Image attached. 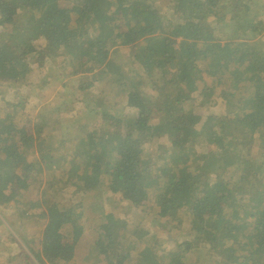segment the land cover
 <instances>
[{
    "label": "trees",
    "instance_id": "trees-1",
    "mask_svg": "<svg viewBox=\"0 0 264 264\" xmlns=\"http://www.w3.org/2000/svg\"><path fill=\"white\" fill-rule=\"evenodd\" d=\"M260 1L0 0V210L29 246L5 229L0 264H264V178L237 168L264 156ZM46 75L70 103L24 95Z\"/></svg>",
    "mask_w": 264,
    "mask_h": 264
},
{
    "label": "rangeland",
    "instance_id": "rangeland-1",
    "mask_svg": "<svg viewBox=\"0 0 264 264\" xmlns=\"http://www.w3.org/2000/svg\"><path fill=\"white\" fill-rule=\"evenodd\" d=\"M156 2L157 3H159L158 2V0H156ZM255 2H259V3H261V4H263L260 0H255ZM255 2H253V3H255ZM263 2H264V0H263ZM56 5H53V7L52 8H54V11H53V13L55 14L54 16V19H56L57 18V16L56 15H58L59 14V12L57 11V9H56ZM166 7V6H165ZM164 7V8H165ZM58 12V13H57ZM227 14V13H226ZM229 22V21H231V23H225V22ZM52 23V22H51ZM132 25H129V26H127L126 28H125V30L122 32V34H126L127 35V39L128 40H131V39H135L134 41H133V43H135L136 42V44L140 41V29H139V23H131ZM221 26L225 29V30H227V32L225 33V35H229L230 36V38H232V39H234V40H242V41H245L244 39H243V36H242V28H241V26H240V21L239 20H237V19H232V18H230V17H226L225 18V20H223V22H222V24H221ZM8 36L9 35H7V34H5V33H2V34H0V38H8ZM255 40H257V43H258V47L259 48H264V33H263V35H258V36H254L253 37ZM250 41V40H249ZM126 46V45H125ZM119 48V47H118ZM118 48L116 49V51L115 52H119L120 50H118ZM199 66H201L202 68H204V69H208L209 67L207 66V63L206 62H204V61H200L199 62V64H198ZM57 66H58V64H57ZM53 73L55 72V70L53 69V71H52ZM64 71H62V73H63ZM46 78L47 79H44V81L42 80L41 82H39L38 83V81H37V83L36 84H34V85H31V87L29 88V90L28 91H26L25 93H24V95L27 97V96H29L30 94H28V92H35V94L36 95H39V94H46L47 93V91L48 90H52V96L50 97V100L52 99V98H56L58 101H60V102H66V104H68V103H70L71 102V100L73 99V97L76 95V93H77V91H78V89H77V83H76V81H75V77H72V76H67L65 79H63L64 80V82H66V88H62V86H56V85H54L53 84V82L51 83V84H44V83H46V82H48L49 80H52V76H49V77H47V75H46ZM67 91H69L70 93L68 94V92ZM16 95H18L17 93H15L14 94V96H16ZM232 95H234V92H232V91H230V90H225L224 92L222 91L221 93H219V94H215V95H213V96H208V95H206V96H204V98L206 99V100H208L207 102H206V104L209 106V105H211V103L213 102V100L214 99H222L221 97H223L224 98V100L225 101H228L230 98H231V96ZM193 98H194V96H193ZM29 99V98H28ZM97 99V98H96ZM96 99H94V103H91V106H98L97 105V102H96ZM251 105V103L250 102H246L245 103V107H249ZM0 114H1V112H0ZM22 119H25V116H22L21 117ZM31 123V121H25L24 123H23V125L24 126H27V124L28 123ZM32 124V123H31ZM32 126V125H31ZM76 124H74V128H76ZM65 130H68V131H70V128H68V129H65ZM32 133H34V132H32ZM70 138H71V136L69 135V137H68V142H71V140H70ZM208 151H210L211 152V158L208 160V162H210V166H212L213 164H216L217 162H218V160H217V157L215 156V154L217 153V152H219V153H221V154H223L222 153V151H220V150H218V148L217 147H215V146H212V147H208L207 148V152ZM228 151H231L230 149L228 150ZM240 152H242L243 153V155L245 156V157H248L249 155H250V159L252 160V161H254V162H251V165H248L249 166V168L251 169H249L245 164H244V162L242 163V162H240V163H238V166H237V168H238V170H239V172H238V175L240 176V177H253V179H254V181L256 182V183H259L257 180H255V176H257V174H259L260 176H261V178H264V156L262 157L261 155V151H260V149H256V150H254V151H252V152H250L247 148H243ZM225 153V152H224ZM252 154V155H251ZM247 163V162H246ZM203 170H205V167H202L201 168V171H202V175H204V176H207L205 173H204V171ZM57 177H59V173H58V175H57ZM53 180V177L51 178V180H50V182ZM44 182V181H43ZM49 182V183H50ZM42 184H44V183H42ZM34 195V197H31V195ZM38 195H39V192H38V190L37 189H33L32 190V192L30 193V197L31 198H34V199H36L37 197H38ZM14 203V199H12L11 200V204H13ZM62 205V204H61ZM5 213H2L1 212V210H0V218L2 219V221L4 220V226H3V224H1L0 225V233L2 234L3 232H6L5 231V229H7L8 231H9V229H11V230H14V231H12V235H13V238L15 239V241L16 242H18L17 244H19L20 246H21V248H22V251L23 252H26L28 249H29V246H27V244L26 243H23L22 242V237H21V235H20V233H19V231H18V227H16V229H14L11 225H10V223H9V221L8 220H6V218H5ZM50 217L51 218H53L54 217V212L53 213H51L50 214ZM5 227V228H4ZM154 229L160 234L158 237H160V238H162V239H164V236H163V234H162V232L160 231V228H159V226H154ZM176 232H177V234H179L178 233V231L176 230ZM170 236H166V238H169ZM10 241H11V239H9ZM166 240V239H165ZM21 243H20V242ZM166 245L167 246H170V242H166ZM17 251H18V249H17ZM172 252H173V254H175V252L172 250ZM18 253H20L19 251H18ZM192 253H197V252H195V251H193ZM187 256V257H186ZM203 256H205V255H203ZM183 257H184V255H183ZM185 257L187 258V259H190L191 257H193V254H191V255H185ZM50 258H47V260L45 259V261H46V264H50ZM208 264V263H207ZM213 264V263H212Z\"/></svg>",
    "mask_w": 264,
    "mask_h": 264
}]
</instances>
